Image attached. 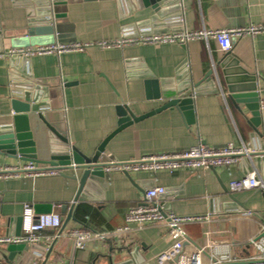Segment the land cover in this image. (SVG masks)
I'll return each instance as SVG.
<instances>
[{
    "label": "crops",
    "instance_id": "obj_1",
    "mask_svg": "<svg viewBox=\"0 0 264 264\" xmlns=\"http://www.w3.org/2000/svg\"><path fill=\"white\" fill-rule=\"evenodd\" d=\"M31 1L34 2L0 0L2 27L8 30L25 28L28 25L27 5ZM121 1L122 9L118 0L68 3L69 30L61 35L62 39L74 37L81 43L110 41L118 39L123 28L138 22L151 21L159 25L174 17V14L161 17L152 8L142 6L141 0ZM181 6L183 25L191 32L264 25V0H181ZM10 48L11 40L0 37V52ZM231 55L249 75L259 80L264 129V33L234 37ZM223 56L214 39H196L185 44L93 46L61 55L34 56L29 59L28 69L35 79L60 78L62 95L58 99L51 97V104L57 108L55 113L63 116L69 143L91 156L118 128L116 107L119 104L127 105L136 116H142L167 102L164 97L146 98V76L164 82L166 86L162 90H176L183 83L202 81L216 67L219 76V80L216 74L214 77L216 88L203 86V90L193 97V123H188L176 109L156 113L117 133L108 142L103 161L128 162L151 154L183 151L198 143L212 148L244 143L258 150L264 143L254 136L247 122L250 114L246 118L235 108L226 90L222 70L217 66ZM23 69L21 60L0 59V125L12 122L11 71L19 78ZM23 163L0 155V167ZM254 168L250 158L245 157L244 161L230 167L132 172L129 173L132 179L127 173H106V188L94 185L86 201L75 204L65 228V220L79 189L77 181L64 177L61 172L56 176L0 179V237L15 233L26 203L51 205L52 214L60 216L62 225L40 233L41 246L49 249L56 241L46 264H112L109 257L113 264L129 261L132 264H156V257L176 241L164 223L142 229L134 227L123 238L92 241L85 250L74 248L70 232L77 228L112 232L124 224L130 209L143 204L145 189L163 186L168 190L160 201L165 212L180 217L211 215L209 222L182 226L184 232L189 235L222 232L226 243L233 245L232 251L245 260L256 254L249 240L264 233V191L231 193L229 184ZM62 173L75 175L69 170ZM231 194L248 207L251 214L232 201ZM49 236L56 238L47 240ZM6 248L0 246V264H12ZM186 251L194 252L190 248ZM47 253L48 250L44 258ZM44 258H36L33 262L42 264ZM203 264H209L206 257H203Z\"/></svg>",
    "mask_w": 264,
    "mask_h": 264
},
{
    "label": "water",
    "instance_id": "obj_2",
    "mask_svg": "<svg viewBox=\"0 0 264 264\" xmlns=\"http://www.w3.org/2000/svg\"><path fill=\"white\" fill-rule=\"evenodd\" d=\"M33 1L35 4L31 1L27 5L28 25L25 28L8 30L3 28L0 22V37L11 40L12 48L77 41L74 37L65 40L61 37L62 34L69 30L66 14L67 5L75 0ZM118 2L120 9H122V1L118 0ZM141 3L145 8H152L161 17L165 18L169 14H174V17L166 19L163 23L160 22L159 25L146 21V23L138 22L131 27H125L122 29L123 37L154 32L162 33L169 30L174 32L183 30L181 0H141ZM161 26L164 29H161ZM70 27L71 29L73 28V26ZM12 59L21 60L24 64V69L21 71L22 77L10 76L11 111L13 117L11 123L0 125V155L21 162H35L46 165L49 168L59 170L64 177L79 183L75 203L70 208L63 228L71 219L75 204L78 201H86L87 196L90 195L89 190L93 189L94 185H98L103 189L106 188L107 182L104 168L108 163L103 161V159L108 142L117 133L166 109H176L186 117L188 123H193L195 118L193 97L203 90V86L216 88L215 74L219 80L215 67L214 70L216 71H210L200 82L189 81L180 85L176 90H162L161 88L166 86L164 82H160L151 76H146L144 78L146 98L158 99L164 97L167 102L142 116H136L127 105L119 104L116 107L119 117L118 128L101 143L93 155L89 156L69 143L67 126L63 116L61 113H55L57 108L53 103L51 104V97H57L58 99V96L62 95L63 83H61L60 78L35 79L28 69L29 59L20 57ZM239 64V61L230 52L224 54L217 66L222 70L226 90L233 105L246 118L248 113L250 114L247 122L252 128L254 136L264 143L261 99L258 89L259 80L256 76L249 75ZM48 100L50 103H47ZM250 148L253 150L250 153V160L264 179V144L261 147L259 146L258 150ZM66 170L72 171L75 175L62 173V171ZM127 175L132 179L130 174L127 173ZM230 197L232 201L243 207L244 212H249L248 207L242 205L232 194ZM33 207L37 215L52 213L51 205L38 204ZM21 226L22 217L18 222L14 235L19 236L21 234ZM183 236L184 241L180 251L175 257L168 260L166 264H179L180 259L185 256L186 247L198 248L189 235L184 233ZM260 237H264V233ZM55 243L56 241L48 249L45 258L44 255L36 252L40 247H30L26 244H10L6 248L9 254L7 258L12 264H32L36 258H44L42 264H46ZM109 259L113 264L112 257H109ZM127 264L132 263L129 261Z\"/></svg>",
    "mask_w": 264,
    "mask_h": 264
},
{
    "label": "built area",
    "instance_id": "obj_3",
    "mask_svg": "<svg viewBox=\"0 0 264 264\" xmlns=\"http://www.w3.org/2000/svg\"><path fill=\"white\" fill-rule=\"evenodd\" d=\"M183 24V17H182ZM264 33V25H250L235 29L187 31L183 25L182 31L154 32L144 35L123 37L115 40L100 41L91 43L55 42L49 45H37L19 48H10L0 52V59L26 58L44 55H61L64 53L83 51L88 47L99 46L101 48L125 47L139 44H185L196 39H214L220 51L228 54L233 48V38L243 36H255ZM12 75L16 73L11 71ZM252 149L244 143L241 145L227 144L220 148L208 147L202 143L183 150L151 154L128 162H109L104 168L105 173L121 172H152L168 171L175 172L181 169H212L218 167H230L240 163L245 157L250 158ZM59 170L35 162H24L16 166L0 167V179H21L36 178L42 176H56ZM264 191V179L256 169L244 177L233 180L229 184L231 193H238L250 190ZM168 194L163 186H152L144 191V202L138 207L130 209L125 217L124 224L112 232L95 231L89 228H77L70 232L73 246L78 250H85L92 241L106 242L112 238H123L132 232L133 228L142 229L147 225L166 224L170 228L171 236L175 243L164 253L156 257V264H166L168 260L176 256L184 241L182 226L191 223H204L211 221V215L180 217L173 213H167L162 208L160 201ZM248 214H251L250 212ZM62 225V219L56 214L35 213L33 205L26 203L23 207L21 234L5 235L0 237V246L10 244H26L30 247H40L36 252L44 255L48 247L40 245V233L48 229H58ZM187 234V233H186ZM189 235V234H187ZM198 248H185V256L179 264H203V257L207 258L209 264L237 263L264 264V237L250 239L249 244L255 250V255L248 259H240L233 251L231 244L226 243L224 233L206 232L189 235ZM56 237H47V240H54ZM193 249L194 252L187 253L186 249ZM42 249V250H40ZM33 264H36L33 262Z\"/></svg>",
    "mask_w": 264,
    "mask_h": 264
},
{
    "label": "trees",
    "instance_id": "obj_4",
    "mask_svg": "<svg viewBox=\"0 0 264 264\" xmlns=\"http://www.w3.org/2000/svg\"><path fill=\"white\" fill-rule=\"evenodd\" d=\"M83 209V208H82ZM79 216V215H78Z\"/></svg>",
    "mask_w": 264,
    "mask_h": 264
}]
</instances>
